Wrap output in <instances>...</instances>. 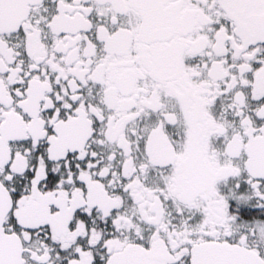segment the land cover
I'll list each match as a JSON object with an SVG mask.
<instances>
[{
	"label": "snow or ice",
	"instance_id": "6c2138e0",
	"mask_svg": "<svg viewBox=\"0 0 264 264\" xmlns=\"http://www.w3.org/2000/svg\"><path fill=\"white\" fill-rule=\"evenodd\" d=\"M264 0H0V264H264Z\"/></svg>",
	"mask_w": 264,
	"mask_h": 264
},
{
	"label": "flooded vegetation",
	"instance_id": "af4514ba",
	"mask_svg": "<svg viewBox=\"0 0 264 264\" xmlns=\"http://www.w3.org/2000/svg\"><path fill=\"white\" fill-rule=\"evenodd\" d=\"M249 212H252V213H257V212H259V213H262L258 218H260V219H264V210H260V209H249Z\"/></svg>",
	"mask_w": 264,
	"mask_h": 264
}]
</instances>
